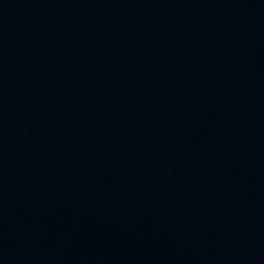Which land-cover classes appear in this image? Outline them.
Returning a JSON list of instances; mask_svg holds the SVG:
<instances>
[{"label":"water","instance_id":"water-1","mask_svg":"<svg viewBox=\"0 0 264 264\" xmlns=\"http://www.w3.org/2000/svg\"><path fill=\"white\" fill-rule=\"evenodd\" d=\"M0 264H264V0H0Z\"/></svg>","mask_w":264,"mask_h":264}]
</instances>
